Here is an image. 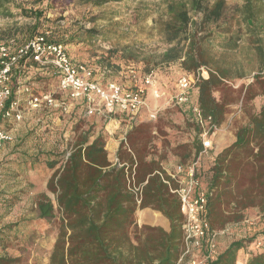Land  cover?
Masks as SVG:
<instances>
[{
    "label": "trees",
    "instance_id": "trees-1",
    "mask_svg": "<svg viewBox=\"0 0 264 264\" xmlns=\"http://www.w3.org/2000/svg\"><path fill=\"white\" fill-rule=\"evenodd\" d=\"M12 1L0 0V9L10 14ZM77 1L82 5L102 8L143 0ZM16 6L22 17L34 20L28 25L27 32L31 33V37L37 34L42 12L25 9L21 4ZM153 11L156 16L150 11L141 16V21L152 20V25L144 28L146 32L142 34L161 37L168 47L149 58L134 41L137 37L134 32L120 34L115 29L117 24L120 26L113 20L118 14L116 10L107 23L110 30L97 28L103 17H93L89 22L94 27L88 30L79 27L64 43L79 45L101 38L114 44L110 51L112 54H121L125 61L144 63L148 68L146 73L151 72V65L179 64L189 74L206 68L209 77L198 83L196 101L203 116L211 117L218 128L224 122L229 103L218 101L214 93L226 83L246 78L248 74L243 69L244 63L234 60V56L244 48L247 51L244 62L253 64L254 69L249 72L256 73L254 85L264 100V0H241L234 5H230L228 0H162L158 6L154 5ZM138 17L136 20L140 22ZM17 26L5 31L3 39L8 40L16 36L18 30H23ZM50 42L62 44L59 41ZM188 112L189 120L195 125L191 112ZM122 145L124 148L125 145ZM105 147L106 142L101 135L92 143L82 135L72 145L61 169L55 171L48 181L47 189L55 200L41 194L36 201L35 212L39 220L53 221L57 213L60 214L59 232L49 264H176L182 249L183 223L178 199L169 192L154 169L147 167L139 174L141 151L134 149L136 161L129 163L135 165L138 162L136 181L144 183L146 175L150 174L144 186L142 202L138 205L128 190L125 168L110 163ZM193 148L194 158L200 149L196 145ZM184 153L187 157L183 156L182 165L187 164L190 156L185 150ZM122 159L120 156L119 161L124 163ZM49 164L51 169H55L58 163ZM211 171L208 206L212 228L226 227L229 221L224 217L223 204L232 201L241 212L259 208L264 222V103L261 110L249 116L247 123L237 130L235 143L215 157ZM158 172L164 174L161 170ZM240 175L248 179L249 187H240ZM237 181L240 192L227 202V187ZM146 208L162 214L170 222L169 230L160 226L140 227L135 216L138 210ZM240 219L242 216L234 218L238 222ZM132 229L134 232L131 234ZM258 240L264 242V229L248 241H232L214 264H238L241 255H246L245 264H264V249L245 252L250 244ZM0 264H23V260L1 255Z\"/></svg>",
    "mask_w": 264,
    "mask_h": 264
},
{
    "label": "rangeland",
    "instance_id": "rangeland-1",
    "mask_svg": "<svg viewBox=\"0 0 264 264\" xmlns=\"http://www.w3.org/2000/svg\"><path fill=\"white\" fill-rule=\"evenodd\" d=\"M161 1L143 0L137 3L112 4L95 8L82 5L77 0H13L10 14L0 9V42L14 41L20 46L39 34H45L49 41L62 42L76 63H84L92 67L102 83L117 81L132 86L133 78L130 71L133 69L132 71L137 75L146 73L147 67L144 63L125 61L121 58V54H112L110 51L113 50L114 44L105 42L101 38L94 39L92 43L85 42L79 45H66L64 42L79 27L87 30L94 27V24L89 22L93 17L100 19L103 17V20H99L97 28L110 30L111 27L107 26V23L112 17L111 13L116 10L118 14L113 20L120 23V26L117 24L115 27L120 34L134 32V35H137L134 41L148 58L155 53H162L168 45L161 37L142 34L143 31L146 32L144 28L152 25V20L150 18L145 22L140 20L148 11L156 16V12L153 11L154 5L158 6ZM228 1L230 5H234L241 0ZM17 4L28 10H39L43 14L41 27L32 37L31 33L27 32V27L33 24L34 20L22 17ZM137 17L140 22L136 20ZM15 25L23 30H18L16 36L8 40L3 39L5 31ZM246 53V49L243 48L234 56V60L238 63H244L243 69L248 74L246 78L226 83L214 93L218 101L225 100L229 105L224 122L218 128L213 140L224 131L236 136L237 130L247 123L249 116L258 113L263 106L264 100L259 95L258 87L254 85L256 73L249 72L254 66L244 62ZM149 69L157 73L158 83L164 95L162 99L176 93V82L185 72L179 64L159 67L151 65ZM24 87L29 88L30 92H25ZM14 89L17 97L22 98L25 108L22 109L21 121L0 119V128L10 130L14 136L13 142L0 145V256L20 257L23 264H49L59 232L60 214L57 213V218L53 221L39 220L35 212L36 201L41 194H47L55 200V196L47 189L48 181L55 171L61 169L71 153L72 145L82 135L87 136L90 141L93 133L97 132L96 125L92 122L93 116H85L83 107L74 108L71 103H67V113L62 112L60 108L30 110L24 105L30 95L41 96L47 93L59 102L62 101L63 98L58 90V78L51 68L44 69L36 64H30L28 69L14 76ZM152 97L150 95V98ZM153 101L150 100V108L153 109L155 107L160 109L163 106L162 109H173L180 113L183 110L173 103L167 106L168 108L164 106V102L158 107L160 101ZM155 121L159 125V131L161 128L175 125L166 118L157 117ZM159 134L166 136L164 131ZM185 152L194 155L195 150L193 148L190 152L189 149H185ZM215 157L216 155L210 154L206 158L207 167L214 165ZM56 161L57 166L51 169L49 163ZM209 174L210 170L207 172V183L210 185L212 175ZM239 179H241L239 182L242 181V186L240 185L242 189L249 187L248 179H243L241 175ZM239 182L227 187L229 190L227 202L240 192V187L236 186ZM223 211L225 219L229 221L226 225L243 223L240 229H237V235L230 239L231 242L238 239L248 241L264 229L263 216L259 208H249L241 212L232 201L223 204ZM238 216H242L239 222L234 220ZM138 219L139 216L136 218L137 224H139ZM133 232L134 229L131 230V234ZM263 247V240H258L255 244H250L245 252H259L264 249Z\"/></svg>",
    "mask_w": 264,
    "mask_h": 264
},
{
    "label": "built area",
    "instance_id": "built-area-1",
    "mask_svg": "<svg viewBox=\"0 0 264 264\" xmlns=\"http://www.w3.org/2000/svg\"><path fill=\"white\" fill-rule=\"evenodd\" d=\"M36 64L54 71L58 78L61 102L51 94L30 95L27 105L30 110L43 108H66L69 103L79 102L85 109V116L112 115L122 113L134 121L147 108L149 96L159 100L164 97L155 71L137 75L130 71L132 86L117 81L102 83L95 70L84 63H76L63 44L51 43L46 36L39 35L23 45L0 42V119L21 121L23 113L20 102L15 98L14 76ZM209 72L200 68L195 73H183L176 82V93L165 98L182 109L190 111L193 122L199 128L202 150L186 165L179 164L166 176L160 172L163 183L180 203L182 223V249L176 264H214L221 254L220 241L232 234L230 227L212 228L209 221V186L203 175V160L213 149V137L218 127L211 117H204L195 98L197 85L208 79ZM25 92H30L24 87ZM159 109L150 115L151 120L159 116ZM14 136L10 130L0 128V145L11 143ZM125 168L129 192L138 205L142 202L145 183L136 181L137 165L113 164ZM1 194V188H0Z\"/></svg>",
    "mask_w": 264,
    "mask_h": 264
},
{
    "label": "crops",
    "instance_id": "crops-1",
    "mask_svg": "<svg viewBox=\"0 0 264 264\" xmlns=\"http://www.w3.org/2000/svg\"><path fill=\"white\" fill-rule=\"evenodd\" d=\"M196 95L194 98L195 100H197ZM15 98L19 100L21 110L24 109L25 107L22 104L23 100L21 97H17L16 92ZM150 100L155 101L156 99H154L153 97L150 98L149 96L147 108L143 110L140 115L132 122L129 121L126 115L119 112L112 115H94L92 122H94L93 124L96 125L95 130L97 132L93 133L92 137L90 138V143H92L98 136L101 135L106 142L105 149L108 153V159L110 163H112V165L116 160H120V156L121 158H123L122 162L127 164H131L129 163L131 162V160L136 161V154L134 153V149H137L141 151V169L139 170V174L142 173V170L152 168L155 170V174H157L158 170H161L164 175L169 176L174 168L177 165L181 164L183 156L184 158L187 157L186 153H184L185 149H189L191 152L193 150V146L196 145L200 149V151L202 150L201 141L198 136L199 128L193 125L191 120H189V112L187 110L183 109L180 113L177 112V110L173 109H162L163 106H160L163 105V102L165 104V107L171 106L172 104L166 98H164L156 100L157 102H161H159V105H157L158 107H160L158 117H160L161 119H170V121L175 125L167 126L164 128L160 127L161 130L159 131V125H157L155 120L150 119V115L157 109V107H155V109L150 108ZM67 103L69 102L66 101V106H68ZM24 105H27V100H25ZM71 105H73L74 108L76 106L83 107L79 102L71 103ZM66 108L60 109L62 112L67 113ZM162 131L166 132V136H162L159 134ZM235 141L236 136L234 134H227L225 131L222 132L218 135L216 140H213V149L210 151V154L218 156L227 147L234 144ZM122 144L125 145L124 148H122ZM193 156L194 155L191 154L186 162H190ZM205 160L206 158L203 160L202 164L203 175H205L206 184L209 186V184L207 183V172L210 170L209 175H212L211 168L213 165L211 167H207L205 164ZM136 164H138V162ZM149 177L150 174L146 175L145 182L148 181ZM136 178L138 180V175L136 176ZM138 216V225L140 227L143 225H158L166 230H169L170 228V222L166 218H164L162 214L155 210H152L151 208L138 210L135 216V221ZM242 225L243 223H233L226 225V227H230L232 229V234L229 237L221 239V250L226 249L227 246L230 245V239H232L233 236L235 237L237 235V229H240ZM245 262L246 256L241 255L240 258H238V264H245Z\"/></svg>",
    "mask_w": 264,
    "mask_h": 264
}]
</instances>
